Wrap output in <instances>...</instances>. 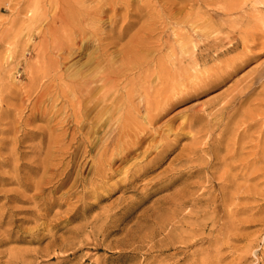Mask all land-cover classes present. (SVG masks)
I'll return each mask as SVG.
<instances>
[{
  "label": "rangeland",
  "instance_id": "rangeland-1",
  "mask_svg": "<svg viewBox=\"0 0 264 264\" xmlns=\"http://www.w3.org/2000/svg\"><path fill=\"white\" fill-rule=\"evenodd\" d=\"M98 1L0 0V264H264V0ZM179 24L224 42L215 60L196 68L149 46L144 63L127 66L129 44H172ZM251 37L254 50L243 51ZM58 40L71 55L56 51ZM229 41L241 49L220 55ZM238 52L255 57L193 93L188 84ZM243 84L250 96L221 111ZM146 108L160 112L150 126ZM125 123L126 135L145 136L141 148L123 161L102 154Z\"/></svg>",
  "mask_w": 264,
  "mask_h": 264
},
{
  "label": "bare ground",
  "instance_id": "bare-ground-1",
  "mask_svg": "<svg viewBox=\"0 0 264 264\" xmlns=\"http://www.w3.org/2000/svg\"><path fill=\"white\" fill-rule=\"evenodd\" d=\"M63 1V0H62ZM100 1V0H99ZM98 1V2H99ZM126 1V0H125ZM103 2V1H102ZM106 2H108V1H106ZM106 2H105V4H106ZM110 2H111V0L109 1V4H110ZM115 2V1H114ZM100 3V2H99ZM113 4V3H112ZM116 4V3H115ZM101 5V4H100ZM104 5V4H103ZM103 5H101V7L103 6ZM123 5H125V4H123ZM61 6V5H60ZM108 6H110V5H107V7ZM112 6V5H111ZM114 7H116V6H113V8ZM62 8V7H61ZM109 8V7H108ZM111 9V10H114V9ZM117 8V7H116ZM127 8V7H126ZM81 9V8H80ZM95 9V8H94ZM91 10L92 9H90L89 11L91 12ZM94 11V10H93ZM92 11V12H93ZM96 11V10H95ZM60 12V11H59ZM80 12H82V11H80ZM85 12V11H84ZM86 12H87V10H86ZM85 12V13H86ZM114 12V11H113ZM116 12V11H115ZM114 12V13H115ZM66 13V12H65ZM181 13V12H180ZM193 13V12H192ZM197 13H198V11H197ZM79 14V13H78ZM89 14V13H88ZM88 14H87V17H89L88 16ZM91 14H94V13H91ZM95 14H97V15H99L97 12L95 13ZM116 14V13H115ZM191 13H189L188 15H190ZM90 15V14H89ZM96 15V16H97ZM101 15V14H100ZM195 15H196V13H195ZM199 15V14H198ZM202 15V14H201ZM59 16V18H61L60 20H61V23L64 25V27L62 28V30H61V34L63 35V36H66V35H68L69 34V32H68V28H66L67 26H66V18H65V16L64 15H62V14H60V15H58ZM93 16L94 15H90V17H92L93 18ZM111 16V15H110ZM181 16V15H180ZM193 16H194V14H193ZM57 17V16H56ZM81 18H83L82 16H80ZM86 17V16H85ZM86 17V18H87ZM95 17V16H94ZM98 17V16H97ZM102 17V16H101ZM112 17H113V15H112ZM110 18V19H113V18ZM116 17L118 18V16H117V14H116ZM120 17V16H119ZM195 17H198V16H195ZM194 17V18H195ZM91 18V19H92ZM115 18V17H114ZM116 18V19H117ZM187 18V17H186ZM94 19V18H93ZM98 20H100L99 19V17L97 18ZM188 19V18H187ZM192 19V18H191ZM190 19V20H191ZM53 20V19H52ZM80 20V19H79ZM94 20H96V17H95V19ZM114 21H115V19H113ZM196 20L198 21V19L196 18ZM73 21V20H72ZM85 21V19L83 20V22ZM117 21V20H116ZM115 21V22H116ZM179 21H181V20H179ZM178 21V22H179ZM193 20H191V22H192ZM81 23H82V21H80ZM113 22V21H112ZM181 22H184V20H182ZM186 22H188V21H186ZM191 22H189V23H191ZM194 23H195V21H193ZM72 23V22H71ZM80 23V24H81ZM110 23H111V21H110ZM128 23H130V22H128ZM180 23V22H179ZM52 24H54V22L52 23ZM59 24V23H58ZM181 24V23H180ZM177 25L176 27H175V29H173V32H174V42L172 43V44H166V42L167 41H165V43L164 42H162V41H159V40H157V41H155L154 42V44H153V42H152V44H151V42L150 43H148V42H143V41H136L135 40V42L133 43H131V44H129L130 46H128V50H125V52H123L124 53V56H125V58H126V64H127V66L128 65H131V66H138V64H142V63H144L145 62V57H143V56H141L140 55V53L142 52V50H144V49H146L147 47H149L150 46V48L151 47H154V49L156 48L157 49V51H159V54H160V52L161 51H163V50H165V51H163L164 53H162V55L164 54V56H166V57H170V56H173L176 52H177V54L180 56V58H179V62H181V64L183 63L184 64V62H186L187 64H190V66H192V67H196L197 68V66H200V64H202V63H205L206 61H208V60H212V59H214V56H213V50H214V47L216 48V47H218V44L217 43H219V42H217V40L216 39H212V40H210L209 39V37H207L205 34H199L198 36H200V40L199 39H194L192 36H190L189 35V33L188 34H185V32H184V28L181 26V25ZM188 24V23H187ZM199 24V23H198ZM71 25V24H70ZM112 25V24H111ZM127 25H129V24H127ZM190 25H192V24H190ZM48 26V25H47ZM54 26V25H53ZM66 26V27H65ZM74 26V25H73ZM130 26H131V24H130ZM192 26H194V24L192 25ZM203 26V28H204V24L202 25ZM62 27V26H61ZM69 27V26H68ZM98 27V26H97ZM195 27V26H194ZM96 28V27H95ZM114 28V27H113ZM174 28V27H173ZM190 28H191V26H190ZM201 28V27H200ZM200 28H198V31H199V29ZM220 28V27H219ZM218 28V29H219ZM73 29V28H72ZM93 29H94V27H93ZM97 29V28H96ZM99 29H100V27H99ZM202 29V28H201ZM207 29V28H206ZM48 30V29H47ZM81 30V29H80ZM162 30V29H161ZM190 30V29H189ZM208 30V29H207ZM49 31H50V29H49ZM92 31H94V30H92ZM96 31V30H95ZM95 31L94 32H92V33H95ZM112 31V30H111ZM197 31V32H198ZM51 32H52V34L53 35H55L56 36V29L54 28L53 30H51ZM76 32V31H75ZM99 32V31H98ZM125 32V31H124ZM189 32H191V31H189ZM196 32V31H195ZM196 32V33H197ZM204 32V31H203ZM206 32H208L207 34H209V32L210 31H206L205 30V33ZM216 32V31H215ZM241 32V31H240ZM246 32V31H245ZM248 32V31H247ZM73 33V32H72ZM83 33H84V30H83ZM91 33V32H90ZM123 33V32H122ZM195 33V34H196ZM219 33V32H218ZM251 33V32H250ZM60 34V33H59ZM58 34V35H59ZM79 34H81V36H79ZM97 34V33H96ZM95 34V35H96ZM114 34V33H113ZM216 34V33H215ZM243 34H244V30H243ZM83 34H82V32H78V36L79 37H83L82 36ZM109 35V34H108ZM111 35H112V33H111ZM192 35V34H191ZM217 35H219V34H217ZM241 35H242V32H241ZM123 35L122 34H119L118 35V37H122ZM211 36V35H210ZM244 36V35H243ZM251 36H253V35H251ZM49 37V36H48ZM76 37V36H75ZM116 37V36H115ZM160 37H161V35H160ZM215 37V36H214ZM240 37V36H239ZM249 37H250V35H249ZM46 38V37H45ZM44 38V39H45ZM57 38V37H56ZM110 38H112V37H110ZM114 38V37H113ZM163 38V37H162ZM162 38H161V40H162ZM70 39V38H69ZM76 39V38H75ZM75 39H73V41H75V44H76V41L77 40H75ZM157 39V38H156ZM160 39V38H159ZM238 39V38H237ZM242 39V38H241ZM255 38L254 37H251L250 39H248V38H246L245 39V41H243V47H241L242 49H243V51H246V49H248V47H249V50H250V47H253V46H248L247 45V43H246V41L247 42H251L250 44H253L254 43V40ZM53 40V39H52ZM80 40H82V38L80 39ZM79 40V41H80ZM119 40V39H118ZM117 40V37H116V41H118ZM235 40V39H234ZM243 40V39H242ZM241 40V41H242ZM43 41V40H42ZM59 41V40H58ZM61 41V40H60ZM59 41V44H58V46L57 47H55V49H56V51L58 50V51H60L61 53V55L63 54V56L62 57H64V53L65 52H67V51H71L72 52V50L70 49V48H72L73 47V45L72 46H70V48H68V49H70V50H68L67 49V47L66 46H61L62 44H61V42ZM82 41H84V40H82ZM134 41V40H133ZM240 41V42H241ZM49 42V41H48ZM71 42V41H70ZM69 42V43H70ZM81 42V41H80ZM120 42V41H119ZM128 42V41H127ZM170 42V41H169ZM65 43V42H64ZM110 43H113V42H110ZM109 43V44H110ZM130 43V42H129ZM221 43H224V42H220L219 44H221ZM68 44V43H67ZM74 44V43H73ZM79 44V43H78ZM108 44V45H109ZM217 44V45H216ZM228 44H230V46H228V47H224L225 49H223L220 53H218V54H220V55H227V54H229L230 53V55H231V53L232 52H235V50H238V49H241V48H238V46H239V43L237 42V41H235V42H231V41H229L228 42ZM77 45V44H76ZM76 45H75V47H76ZM128 45V44H127ZM222 45V44H221ZM254 45V44H253ZM259 45V44H258ZM261 45V44H260ZM263 46V45H262ZM261 46V47H262ZM69 47V46H68ZM81 47V46H80ZM101 47V46H100ZM106 47V46H105ZM114 47V46H113ZM117 47V46H116ZM255 47H256V45H255ZM74 48V47H73ZM79 48V47H78ZM98 48H99V46H98ZM220 48V47H219ZM218 48V49H219ZM238 48V49H237ZM263 48V47H262ZM48 49V48H47ZM107 49V48H106ZM105 49V50H106ZM245 49V50H244ZM251 49H253V48H251ZM100 50H101V48H100ZM115 50V49H114ZM117 50V49H116ZM115 50V51H116ZM254 50V49H253ZM253 50H250V51H253ZM76 51V50H75ZM104 51V50H103ZM103 51H101V52H103ZM114 51V52H115ZM119 51V50H118ZM124 51V50H123ZM214 51H216V50H214ZM48 52V51H47ZM74 52V51H73ZM117 52V51H116ZM147 52V51H146ZM52 53V52H51ZM68 53V52H67ZM75 53V52H74ZM120 53H121V51H120ZM123 53H121V55L123 54ZM158 53V52H157ZM239 53V52H238ZM243 54H240L239 53V55H237V53H236V57H233L232 56V58H230V59H225V57L223 58L225 61H223L222 59H220L219 57V59L218 60H222L221 62H220V65L218 64H216L215 66H216V68H214V70H213V74H211L210 73V71H209V73L210 74H208V75H199L200 77H198V75L196 76V73H194L195 74V77L197 78L198 77V79H199V83L197 84V85H194V86H191V85H193L192 83H191V85L190 84H188L192 89H193V93H195V95H196V93H198V92H200V91H204V90H206L207 88H210L211 86H214V85H217V84H220V83H222L223 81H224V79H225V77H227V76H231V74L238 68V67H241L248 59H251V58H254L255 56L254 55H251L250 56V53H249V55L248 54H246V52H242ZM245 53V54H244ZM50 54V53H49ZM53 54H54V52H53ZM70 54V52L67 54V55H69ZM72 54V53H71ZM70 54V55H71ZM60 55V56H61ZM99 55H100V53H99ZM104 55H105V52H104ZM106 55H107V52H106ZM161 55V56H162ZM178 55H177V57H178ZM219 55V56H220ZM59 56V57H60ZM101 56V58H102V55H100ZM163 56V58H165ZM216 56H217V54H216ZM216 56H215V58H216ZM62 57H60V58H62ZM66 57H68V56H66ZM106 57V56H105ZM221 57V56H220ZM223 57V56H222ZM99 58V57H98ZM163 58L161 57V60L163 61ZM171 58H173V57H171ZM227 58V57H226ZM65 59H67V58H65ZM100 59V58H99ZM121 59H123V58H121ZM148 59V58H147ZM154 59V58H153ZM176 59V58H175ZM217 59V58H216ZM101 60V59H100ZM152 60V59H151ZM160 60V66H161V69H162V71H167V73L169 72H171V70L169 71V68H168V66H167V64H166V59L164 60L165 62H162ZM215 60V59H214ZM97 61H98V59H97ZM168 61V60H167ZM171 61H172V59H171ZM217 61V60H216ZM249 61V60H248ZM122 62H123V60H122ZM151 62V61H150ZM169 62V61H168ZM175 62V61H174ZM154 63V62H153ZM216 63H218V62H216ZM124 64V63H123ZM148 64V63H147ZM177 64H178V61H177ZM177 64H175V65H177ZM214 64H215V61H214ZM122 65V64H121ZM159 65H158V68H160L159 67ZM171 65H173L172 64V62H171ZM186 65V64H185ZM130 66V67H131ZM145 66V65H144ZM144 66H142V68L144 67ZM173 67H175V66H173ZM178 67V66H177ZM186 67H187V65H186ZM141 68V69H142ZM176 68V67H175ZM121 69V68H120ZM128 69V68H127ZM126 69V70H127ZM192 69V68H191ZM207 69V68H206ZM213 69V68H212ZM138 70H140V69H138ZM187 70V69H186ZM197 70V69H196ZM199 70H201L200 68H199ZM210 70V69H209ZM119 71H121V70H119ZM172 71H173V69H172ZM177 71V70H176ZM195 71V70H194ZM196 72H198V70L196 71ZM203 72H205V71H203ZM212 72V71H211ZM105 73H107V72H105ZM105 73H103V74H105ZM177 73V72H176ZM101 74V73H100ZM103 74H101L100 75V77H102V75ZM192 74V73H191ZM193 74V75H194ZM109 75H111V74H109ZM124 75H125V73H124ZM193 75H191V76H193ZM72 76V75H71ZM105 76V75H104ZM108 76V75H107ZM184 76H186L185 74H184ZM83 77V76H82ZM82 77H81V79H82ZM190 77V76H189ZM188 77V78H189ZM248 77V76H247ZM99 78V77H98ZM103 79H105L104 77H102ZM112 78V77H111ZM70 79V78H69ZM81 79H79V80H81ZM117 79H119V77L117 78ZM192 79V78H191ZM194 79L195 78H193V81H194ZM75 79H73V81H74ZM84 80V79H83ZM82 80V81H83ZM98 81H99V79H97ZM97 80H96V82H97ZM101 80V79H100ZM244 80H245V78H244ZM73 81H70V82H72L73 83ZM77 81V80H76ZM103 81V80H102ZM102 81H100L101 83H102ZM78 82V81H77ZM76 82V83H77ZM81 82V81H80ZM105 82V81H104ZM113 82V81H112ZM117 82V81H116ZM195 82V81H194ZM79 83V82H78ZM82 83V82H81ZM103 84V83H102ZM105 84V83H104ZM196 84V83H195ZM77 85V87L80 85H78V84H75V86ZM237 85V84H236ZM244 85V84H243ZM73 86V85H72ZM85 87V85H82V87ZM195 86H197L198 88H196ZM81 87V86H80ZM186 87V88H185ZM249 87H250V85H244V86H242V87H240V88H235V89H237V93L236 94H231V92L229 93V99H227V97H226V99L227 100H224V102L223 101H221L220 100V102H223V104L225 103V105H224V107H222V109H221V111H224V109H226L227 107H229L230 105H236V104H238V106L240 107V105L241 104H243V102L250 96V94H251V90L249 89ZM79 88V87H78ZM184 88H185V90H189L188 89V86L187 85H185L184 86ZM190 88V90L192 91V89ZM92 89V88H91ZM182 89V88H181ZM183 90V89H182ZM182 90H180V91H182ZM184 90V91H185ZM80 91V90H79ZM89 91V90H88ZM179 90H178V92H180ZM73 92V91H72ZM83 92V91H82ZM189 92V91H188ZM80 93H81V91H80ZM173 93V92H172ZM181 93V92H180ZM179 93V94H180ZM183 93V92H182ZM77 94V93H76ZM89 94V93H88ZM91 94V93H90ZM106 94V93H105ZM131 94V93H130ZM175 94V93H174ZM176 94H178V93H176ZM84 95V94H83ZM126 95H128L127 93L125 94V96ZM132 95V94H131ZM168 96H170L169 94H167ZM91 96V95H90ZM166 96V95H165ZM168 96H166V97H168ZM176 96V95H175ZM178 96V95H177ZM228 96V95H227ZM89 97V96H88ZM128 98L130 99V98H132V97H129L128 96ZM169 98V97H168ZM221 98V97H220ZM176 99V98H175ZM174 99V100H175ZM126 100H127V98H126ZM167 101H168V99H167ZM166 101V102H167ZM211 101V100H210ZM78 102V101H77ZM144 102H146V101H144ZM164 102H165V100H164ZM168 102H172V100H171V98H170V101H168ZM208 103V102H207ZM212 103V102H211ZM210 103V104H211ZM147 103H145V105H146ZM165 104V103H164ZM167 104V103H166ZM130 105V104H129ZM133 105V104H132ZM171 104L169 103V106H170ZM220 105V104H219ZM221 105H222V103H221ZM110 106V105H109ZM148 106V105H147ZM146 106V107H147ZM159 106H160V104H159ZM259 106H261V105H259ZM114 108H115V105L113 106ZM149 108H151L150 107V105L148 106ZM154 107H155V105H154ZM167 107V106H166ZM165 107V108H166ZM114 108H113V111H115V110H118L117 108H115V110H114ZM144 108V107H143ZM160 108H161V106H160ZM162 108H164V107H162ZM230 108H231V106H230ZM255 108V107H254ZM253 108V112L255 111V109ZM81 109V108H80ZM110 109V108H109ZM152 109V108H151ZM245 109V108H244ZM260 109H262V106L260 107ZM264 109V108H263ZM119 110H121V109H119ZM126 110H130V112H132V111H134V108H131V109H126ZM161 110V109H160ZM238 110V108H234V110H233V112H232V116H231V118H234V116L237 114V111ZM242 110V109H241ZM79 111V110H78ZM106 111V110H105ZM162 111V110H161ZM216 111V110H215ZM257 111V110H256ZM126 112V111H125ZM203 112H205V111H203ZM212 112V111H211ZM80 113V112H79ZM112 113V112H111ZM145 113H147L146 115H147V123H148V125L149 124H151V122L154 120V118H156V115L158 116L159 115V111H157L156 113H153V110H149V109H147L146 108V112ZM193 113H194V111H193ZM246 113V112H245ZM256 113V112H255ZM254 113V114H255ZM127 114V113H126ZM204 114V113H203ZM203 114H202V116H203ZM211 114V113H210ZM253 114V115H254ZM260 114V113H259ZM120 115V114H119ZM118 115V116H119ZM198 115V114H197ZM200 115V114H199ZM198 115V116H199ZM206 115V114H205ZM224 115V114H223ZM262 115H263V113H262ZM245 116V115H244ZM250 116V115H249ZM255 116V115H254ZM253 116V117H254ZM257 116V115H256ZM81 117V116H80ZM197 117V116H196ZM209 117V116H208ZM262 117V116H261ZM120 118V117H119ZM223 118V117H222ZM255 118V117H254ZM251 119V118H250ZM143 120H145L144 118H143ZM246 120V119H245ZM194 121V120H193ZM77 122V121H76ZM75 122V123H76ZM110 122V121H109ZM117 122H118V120H117ZM116 122V123H117ZM129 122H131V121H129ZM195 122H196V120H195ZM251 122V121H250ZM222 123V122H221ZM244 123V122H243ZM99 124V123H98ZM110 125H112L111 124V122L109 123ZM119 124V123H118ZM117 124V125H118ZM135 124V123H134ZM132 125V126H136V125ZM77 125V124H76ZM130 125V124H129ZM128 125V128L130 127ZM187 125H188V123H187ZM202 125V124H201ZM93 126V125H92ZM98 126V125H97ZM114 126V125H113ZM150 126V125H149ZM192 126H194L193 124H189V127L190 128H192ZM76 127V126H75ZM77 127H79V126H77ZM94 127V126H93ZM101 127V126H100ZM120 127H122V126H120ZM126 123H125V125H123V127L120 129V131H119V129L117 128V127H115L114 129H111V132L110 133H112L113 134V132H116V135H112V136H109L110 138H109V141H106L105 140V142H107L106 144H103L104 146H103V148H102V154H104V155H106V153H108V151L109 152H111V156L114 154V153H116L117 152V154H121L122 155V157L120 158V161H123L124 159V157L126 158L127 156H128V154H130L131 152H132V149H134V148H141L140 146H141V144H142V142H143V140L145 139V136H143L142 134V136L141 135H139L138 133H139V131H138V133L137 134H134V135H132V136H130V135H126L127 133V131L129 130V129H127V131H125L126 130ZM203 127V126H202ZM243 127V126H242ZM106 128V127H105ZM108 128V127H107ZM109 128H110V126H109ZM136 128V127H135ZM95 129H97V128H95ZM104 129V128H103ZM130 129H131V127H130ZM133 129V128H132ZM131 129V130H132ZM194 129V128H193ZM199 129H200V127H199ZM240 129V128H239ZM135 130V129H134ZM143 130V129H142ZM118 131V132H117ZM141 131V130H140ZM245 131V130H244ZM247 131V130H246ZM124 132V133H123ZM143 132V131H142ZM251 132V131H250ZM133 133V132H132ZM141 133V132H140ZM149 133V132H148ZM239 133V132H238ZM241 133V132H240ZM239 133V134H240ZM242 133H245V132H242ZM263 133L264 132H261V134L263 135ZM125 135V136H128V138H129V140H128V142H127V140H126V143H123V144H120L119 145V143H118V145L115 143V141L116 140H118L119 141V139H120V136L122 137L123 135ZM131 134V133H130ZM238 134V135H239ZM251 134V133H250ZM97 135V134H96ZM101 135V134H100ZM99 135V136H100ZM146 135V134H145ZM116 136V137H115ZM235 136V135H234ZM99 138V137H98ZM148 138V137H147ZM241 138H244V137H242L241 136ZM241 138H240V140H241ZM104 139V138H103ZM107 139V138H106ZM208 139V138H207ZM234 139H235V137H234ZM85 140V139H84ZM154 140V139H153ZM153 140H151V142L153 141ZM236 140V139H235ZM237 140H238V138H237ZM163 141V140H162ZM85 142H86V140H85ZM97 142V141H96ZM150 142V141H149ZM156 142V141H155ZM95 143V142H94ZM120 143H122V140H121V142ZM169 143V142H168ZM222 143V142H221ZM237 143V142H236ZM239 143V142H238ZM88 144V143H87ZM95 144H97V143H95ZM162 144H163V142H162ZM240 144H242V143H240ZM90 145V144H89ZM101 145V144H100ZM100 145H99V147H100ZM152 145V144H151ZM149 143L147 144V146L145 147V145H144V147H143V150H142V155L144 156L146 153H149V151L152 149V146H151ZM156 145V144H155ZM158 145V144H157ZM161 145V144H160ZM160 145H159V147H160ZM166 145V144H165ZM169 145V144H168ZM256 145H257V143H256ZM256 145H255V147H256ZM260 145H262V144H260ZM95 147H96V145H95ZM224 147H225V145H224ZM163 148V147H162ZM165 148V147H164ZM163 148V149H164ZM243 149L245 148V147H242ZM65 149V148H64ZM98 149V148H97ZM162 149V150H163ZM233 149V148H232ZM218 150V149H217ZM235 151V150H234ZM242 151V150H241ZM161 152V151H160ZM232 152V151H231ZM98 153V152H97ZM237 153V152H236ZM102 154L100 155V157H102ZM161 154V153H160ZM231 154V153H230ZM98 155V154H97ZM139 155H141V154H139ZM158 155H159V153H158ZM111 156L109 157V158H107V159H105L104 161L106 162V163H110V161H112V158H111ZM115 156H116V154H115ZM118 156V155H117ZM108 157V156H107ZM156 157V156H155ZM232 157V156H231ZM235 157V156H234ZM97 158V157H96ZM103 158V157H102ZM119 158V157H118ZM156 159H157V157H156ZM97 160V159H96ZM99 160V159H98ZM97 160V161H98ZM151 160H153V159H151ZM188 160V159H187ZM190 160V159H189ZM103 161V160H102ZM104 161H103V163H104ZM154 161V160H153ZM112 163V162H111ZM151 163V162H150ZM47 164V163H46ZM98 164V163H97ZM96 164V165H97ZM104 165V164H103ZM102 165V167H104ZM108 165V164H107ZM46 166V165H45ZM110 166V165H109ZM244 166V165H243ZM101 166L99 165V168H100ZM96 169L98 168V166L97 167H95ZM108 168V167H107ZM80 169V168H79ZM101 169H103V168H101ZM106 169V168H105ZM81 170H82V168H81ZM104 170V169H103ZM107 170V169H106ZM109 171V170H108ZM107 171V172H108ZM178 171V170H177ZM97 172H98V170H97ZM106 172V171H105ZM104 172V173H105ZM62 174V173H61ZM99 174H101V173H99ZM60 175V174H59ZM178 175V174H177ZM99 176H101V175H99ZM103 176V175H102ZM60 177V176H59ZM78 178V177H77ZM65 179V178H64ZM78 180H79V178H78ZM10 240V239H9ZM8 241V240H7ZM6 241V242H7ZM59 249V248H58ZM51 254V253H50ZM46 256V255H45ZM49 258H50V256H49ZM14 260V259H13ZM19 261V260H18ZM16 262V261H15ZM22 262V261H21ZM12 263H14V262H12ZM15 264V263H14Z\"/></svg>",
  "mask_w": 264,
  "mask_h": 264
}]
</instances>
